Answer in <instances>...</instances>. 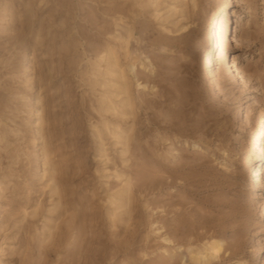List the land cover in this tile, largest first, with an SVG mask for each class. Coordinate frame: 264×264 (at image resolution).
<instances>
[{
  "label": "rangeland",
  "instance_id": "374dc122",
  "mask_svg": "<svg viewBox=\"0 0 264 264\" xmlns=\"http://www.w3.org/2000/svg\"><path fill=\"white\" fill-rule=\"evenodd\" d=\"M226 2L0 0V264H264V0ZM223 15L243 79L213 85Z\"/></svg>",
  "mask_w": 264,
  "mask_h": 264
},
{
  "label": "bare ground",
  "instance_id": "6f19581e",
  "mask_svg": "<svg viewBox=\"0 0 264 264\" xmlns=\"http://www.w3.org/2000/svg\"><path fill=\"white\" fill-rule=\"evenodd\" d=\"M231 5V0H228L223 5V10L222 12H226ZM230 12V11H229ZM234 23L230 21L228 16L223 15L219 22L217 23L218 26V41L217 45L215 48V52L219 50L218 53V58H219V67H216L218 58L215 59L214 56V31L212 29H209L208 34H207V45L209 48V58L207 60V67L205 70V79L211 80V83L214 85L216 84V77L218 80H228L230 79L231 76L237 75L240 79H243V76L240 75V70L236 65H232L231 63V55H227V50L233 47V44L236 41L235 33L233 32L234 29ZM238 23V22H237ZM116 39V38H115ZM122 38H119L121 40ZM117 41V40H116ZM120 42V41H119ZM121 43V42H120ZM127 44V43H126ZM127 51V50H126ZM221 53L224 54L223 58H221ZM229 59L227 60V58ZM221 59V61H220ZM98 64L96 66L97 70L101 69L100 65L101 63L105 62L106 64V70L104 72L105 76H108L111 81H107L105 84L109 87H114L116 90L119 92V94L116 97L121 96V99L118 103H114L110 97H106L103 100V104H105V110H113L114 112H117L118 108L128 110L132 107V95H131V90H130V83L129 80L125 74V71L119 66L118 63V58L116 56V53L112 48H107L102 55L98 59ZM215 65V67H214ZM226 65V67L224 66ZM214 67V69H213ZM97 71V72H98ZM131 71H134V67L131 69ZM105 85V86H106ZM123 115H126L125 113H122ZM37 115H41V111H37ZM119 141H123L124 139L119 136H115ZM126 140V139H125ZM124 145V144H123ZM127 152L124 150L122 153L125 155ZM264 159V131L261 134V142L260 145L257 147V153H256V159L255 161L257 162V165L255 166L257 168L256 174L254 177H257L261 175L262 173V168L264 167V162L262 165H259L261 160ZM119 177V176H118ZM121 177V176H120ZM119 177V178H120ZM259 181V179L257 180ZM253 182L252 184V189L259 188L260 185L257 183L259 182ZM125 190L119 191L118 194L120 195L121 199L115 200L114 203H118V208H122L125 206V202L128 201L129 195H128V190H129V183L125 182L124 186ZM169 241L168 239H165ZM208 246V253L205 256H199V255H188L186 257V262L189 260L191 264H206L210 260L216 259L218 257V254L221 250V246L217 243L210 242L207 244ZM187 264V263H186Z\"/></svg>",
  "mask_w": 264,
  "mask_h": 264
}]
</instances>
